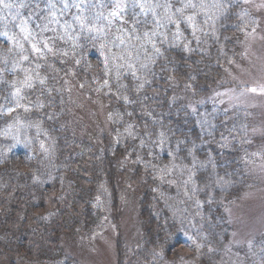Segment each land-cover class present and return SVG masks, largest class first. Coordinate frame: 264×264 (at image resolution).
Here are the masks:
<instances>
[{
	"label": "trees",
	"instance_id": "trees-1",
	"mask_svg": "<svg viewBox=\"0 0 264 264\" xmlns=\"http://www.w3.org/2000/svg\"><path fill=\"white\" fill-rule=\"evenodd\" d=\"M229 2L231 7L219 14L214 22V27L218 28L216 32L197 33L201 44L207 39L208 45L202 47L203 51L196 47L191 28L182 24L181 40L173 42L170 39L168 44H158L163 56L150 66V71H137L141 80H136L121 68L116 84L106 69L89 61L90 55L101 46L111 52L116 65L122 62L113 59L114 56L124 54L127 59L124 53L126 46L111 43L120 27H113L106 41L87 32L74 33L69 40L59 39L63 33L58 30L55 34L48 32L40 37L48 40L53 53H47L46 58L32 54L31 63L23 65L38 71L40 77L45 78V84L37 83L32 89H23V99L18 100L14 94L24 77L19 70L13 73L17 57L7 51L10 45L3 42L0 46V69H4L0 71L1 264H7L19 255L30 261L64 257L60 247L63 235L75 236L101 221V211L94 203L101 187L106 186L110 190L112 212L119 210L120 185L125 177L139 191L142 242L149 251H140L144 257L140 264H146L150 253L176 254L177 247L184 246L187 241L168 211L159 214L163 202L157 194L158 190L168 193L173 187L150 176L141 165L126 163L130 151L143 152L145 157L152 155L151 158L159 164L168 157L178 159L179 156L178 163L185 165L189 153L204 164L208 163L206 169L195 175L198 187L203 191L197 192L196 198L203 209L206 235L197 264L220 262L231 232L224 200L236 199L247 189L249 182L246 167L239 157L226 150L225 134L232 131L223 121V112L212 106L209 100L224 80L241 23L238 7L242 3L236 0ZM128 12L126 20H130L132 13L138 10ZM137 18L143 20L142 17ZM126 25L131 28V23ZM150 30V26L140 27V32ZM53 35L57 37L55 40ZM130 42L139 47L143 41L132 39ZM39 46L43 47L42 44ZM25 47L29 46L26 44ZM36 64L41 67L36 69ZM145 79L149 83L138 88ZM76 83L83 85L84 92L91 94L101 92L98 87L103 84L116 85L111 94L101 92L99 95L109 100V109L119 111L122 125L132 126L134 137L130 142L114 145V139L102 135L101 125L95 132H76L77 124L72 112L75 105L72 84L75 86ZM197 102V111L194 112L192 108ZM203 117L209 119L205 120V125ZM209 123L213 125L208 127ZM98 133L102 137H97ZM12 142H16L17 147H9ZM41 143L47 151L40 147ZM16 150L20 157L18 166L8 158L9 151ZM132 154L131 159L134 157ZM50 167L59 169L58 172L66 171L59 193L54 191L56 184L53 187L49 185V174L41 175ZM210 176L225 180L221 184H235L224 192L219 187L212 188L215 184L208 188L212 182ZM1 236L10 239L9 242H3ZM136 256L134 254L132 258ZM120 259V263L125 264V256ZM127 264L133 262L130 260Z\"/></svg>",
	"mask_w": 264,
	"mask_h": 264
},
{
	"label": "rangeland",
	"instance_id": "rangeland-1",
	"mask_svg": "<svg viewBox=\"0 0 264 264\" xmlns=\"http://www.w3.org/2000/svg\"><path fill=\"white\" fill-rule=\"evenodd\" d=\"M236 1L242 3V6L238 7L240 8L241 23L237 31L238 36L235 38L236 46L230 53L232 58L229 66L225 69L224 80L209 100H211L212 106L223 112V121L232 131L225 134L226 150L239 157L243 167H246L249 182L247 189L236 199L224 200L231 232L229 243L218 264H264V0ZM133 10L130 7L128 11ZM219 14L216 13V18ZM216 18L208 24L202 22L203 17L198 18V27H202L203 32L197 30L196 36L193 38L200 51H203L202 47L207 46L208 42L205 39L202 44L200 41L197 43V33L216 32L218 29L214 27ZM114 27L127 28L129 32L132 30L126 24L122 26L118 24ZM190 30L192 33V29ZM172 31L175 29L173 28ZM181 32L183 37L182 25ZM117 34L120 35V32ZM116 36L112 39L114 40ZM101 37L105 41L109 38L108 35ZM64 39L69 40L70 37L65 36ZM3 42L4 39L0 37V46L3 45ZM125 46L131 48L135 45L133 42H126ZM96 51L90 55L89 61L106 69L112 76L111 78L116 81L118 79L117 69L116 64L113 63L111 52L102 46ZM135 54L133 51V55ZM122 70L129 72L126 68ZM110 82L111 79L108 83L110 84ZM114 83L117 84V81ZM109 84H103L98 88L104 94H111L113 87L116 89V85L113 84L112 87ZM82 86L79 83H76L75 86L72 84V99L75 101L72 112L77 124L76 132L79 134L89 130L95 132L101 125L102 135L106 134V138L114 139V145H124L122 143L130 142L134 137L132 127L122 125L119 111H112L108 108L109 100L103 99L99 95L101 92L93 94L84 92ZM253 88L256 89L255 92L251 91ZM113 95H115V91ZM119 98L116 97V99ZM198 103L192 108L194 112L197 111L195 108ZM205 120L209 119L203 117V125L207 124ZM212 125L209 123L208 127ZM129 132L132 134L129 135ZM96 136L102 137L99 133ZM9 147H17L16 142H12ZM132 153L130 151L126 163L133 166L141 165L143 171L150 176L173 187V192L172 190H169L168 193L157 191L158 197L163 202L158 212L162 215L164 210L168 211L179 225L187 241L184 246H178L177 253H172L171 256L150 253V259H146L145 263L197 264L206 235L203 209L198 202L199 199L196 198L197 192L203 191L198 187L195 175L199 170L206 169L208 163L204 164L201 159L192 157V153L187 154L185 165L181 162L178 163L177 160L181 159L179 156L178 159L168 157L159 164L155 162V158H151L152 155L145 157L143 152ZM131 154L134 156L132 159L130 158ZM8 158L16 163V166L19 165L20 157L17 150L9 151ZM58 170L50 167L46 172L41 170V175L49 174L47 177L49 185L53 187L56 184L57 190L55 186L53 188L59 193L66 171L58 172ZM211 179L212 182L209 183L208 188L211 184H215L212 188L219 187L223 192L229 191L235 184L229 182L221 184L220 182L225 180H216L213 177ZM128 181V177H125L121 182L120 208L116 213L112 212L110 208L109 188L105 186L99 189L94 203L101 211V221L92 229L82 230L75 236L63 235L60 247L64 257L59 260L35 258L30 261L19 255L7 264H121L120 258L123 256H125V264L130 260L133 264H140L141 260L144 261L140 251L146 253L149 251H146L147 246L142 242L143 227L139 219V191L134 189ZM195 200L197 201L194 203ZM1 238L3 242L10 240L6 236H1ZM134 254H137L135 259L132 258Z\"/></svg>",
	"mask_w": 264,
	"mask_h": 264
},
{
	"label": "snow or ice",
	"instance_id": "snow-or-ice-1",
	"mask_svg": "<svg viewBox=\"0 0 264 264\" xmlns=\"http://www.w3.org/2000/svg\"><path fill=\"white\" fill-rule=\"evenodd\" d=\"M130 7L138 12H133L130 20H126ZM229 7V0H0V26L3 28L0 37L10 45L7 51L17 57L14 60L13 73L19 70L24 77L14 95L18 100L23 99V89H32L37 83L41 86L45 84V78L40 77L38 71L23 67L25 62L31 63L32 54L46 58L47 53H53L48 40L40 38L44 33L55 34L60 30L63 35L59 36V39L83 32L101 37L118 24L122 26L131 23L132 30L129 32L127 28H119L120 35L111 43L116 46L126 45V42L132 39L143 42L139 47L124 48L127 59L124 54L114 56L113 59L122 61L116 65L117 78L120 69L126 68L133 78L141 80L136 74L137 71H150V66L155 64L157 58L163 56L161 48L157 45L168 44L170 39L173 42L181 40L182 24L190 27L195 37L197 30L203 32V28L198 27L199 17H203L202 22L208 24L216 18V13L223 14ZM69 16L71 18L66 19ZM137 17H142L143 20ZM143 26H150L151 30L140 32V27ZM173 28L175 31H172ZM56 38L53 35L52 39ZM196 42L199 43V38H196ZM26 44L29 47H25ZM41 44L43 47L39 46ZM185 47L187 48V44ZM7 63L5 61V64ZM40 67V64H36V69ZM145 83L149 81L143 80L138 88H143ZM251 91L255 92L256 89ZM18 106L22 107L19 104ZM131 127L129 125V128ZM131 134L129 132V135ZM40 147L47 151L43 143Z\"/></svg>",
	"mask_w": 264,
	"mask_h": 264
}]
</instances>
